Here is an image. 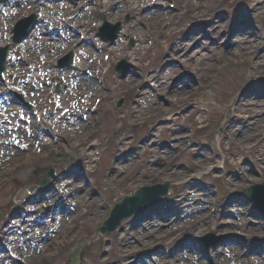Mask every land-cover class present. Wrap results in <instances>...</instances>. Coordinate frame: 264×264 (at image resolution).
<instances>
[{
  "label": "rangeland",
  "instance_id": "1",
  "mask_svg": "<svg viewBox=\"0 0 264 264\" xmlns=\"http://www.w3.org/2000/svg\"><path fill=\"white\" fill-rule=\"evenodd\" d=\"M100 1L85 0L92 20L98 22L106 16L109 22L120 20L125 28L115 46L96 42L101 55L94 66L107 73L101 80L102 102L97 111L87 114L88 121L91 116L99 121L91 128L94 140L86 144L90 134L84 128L64 139L55 138L59 144L43 149V160L14 161L3 168L0 222L11 210L3 206L10 200L12 206L17 196L22 199L23 188L41 174V168L52 166L47 163L37 168L40 163L67 153L75 156L67 168L77 166L85 173L72 171L52 189L56 196L38 192L29 203L28 211L33 213L23 216L22 224L19 220L11 224L21 233L25 224L34 222L36 210L51 207L55 201L47 233L41 231L32 242L48 240L50 234L54 245L39 244L35 252H11L19 264H71L79 241L88 239L79 264H264V219L252 211L243 194L248 186L264 182L263 3L214 0L218 7L211 9V0H187L183 6L191 5L189 17L175 15L170 22L165 16L155 19L159 12L154 11L153 0H111L109 5H99ZM86 10L80 9L78 14ZM105 53L110 60H103ZM122 61L129 62L124 70L126 80L114 73ZM121 99L125 103L118 110L116 102ZM133 126H137L135 131H130ZM129 137L133 138L127 140ZM199 138L207 139L211 149L196 152L193 141ZM259 139L262 141L256 145ZM129 145H134L133 153L139 151L140 159L126 166L127 159L116 156ZM81 147L85 153H78ZM98 149L103 151L99 161L102 153ZM80 155L91 157L92 162L87 159L85 164ZM247 160L254 165L246 164ZM86 165H92L93 171L86 172ZM204 171L213 177L208 185L196 175ZM240 174L247 179L240 180ZM166 181L174 184L170 197L142 216L124 221L114 233L96 232L120 200V193L129 195L136 188ZM213 182L218 186L217 198ZM229 185L240 197L227 202V194L222 199L221 194ZM15 187L18 191L13 193ZM57 211L70 216L65 224L69 227L64 225L53 233L61 218L55 216ZM209 232L222 238L221 246H211L204 257L202 239ZM63 243L66 247L61 250ZM5 251L0 247V253ZM9 256L1 254L0 264L18 263L14 259L4 262Z\"/></svg>",
  "mask_w": 264,
  "mask_h": 264
},
{
  "label": "bare ground",
  "instance_id": "2",
  "mask_svg": "<svg viewBox=\"0 0 264 264\" xmlns=\"http://www.w3.org/2000/svg\"><path fill=\"white\" fill-rule=\"evenodd\" d=\"M211 1H213V3H214V5H213V7H212L211 9H216V8L218 7V2H217V1L215 2L214 0H211ZM184 9L188 10V7H185V6H184ZM184 9H183V7L180 8L181 11H183ZM193 10L197 11L196 8H193ZM202 13H204V11H202ZM169 31H170V30H169ZM65 247H66V244L63 243V244H61L60 249H61V250H62V249H65Z\"/></svg>",
  "mask_w": 264,
  "mask_h": 264
},
{
  "label": "water",
  "instance_id": "3",
  "mask_svg": "<svg viewBox=\"0 0 264 264\" xmlns=\"http://www.w3.org/2000/svg\"><path fill=\"white\" fill-rule=\"evenodd\" d=\"M141 192H143V191H141ZM141 192H140V193H141ZM250 194H251V193H250Z\"/></svg>",
  "mask_w": 264,
  "mask_h": 264
}]
</instances>
